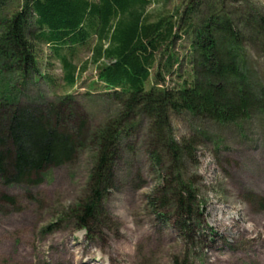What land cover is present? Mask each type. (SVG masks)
<instances>
[{
    "label": "trees",
    "instance_id": "obj_1",
    "mask_svg": "<svg viewBox=\"0 0 264 264\" xmlns=\"http://www.w3.org/2000/svg\"><path fill=\"white\" fill-rule=\"evenodd\" d=\"M152 3L0 0V86L8 76L24 81L40 76V45L54 48L70 87L80 69L62 54L65 48L95 38V63L108 62L98 67L96 84L118 103L119 110L96 127L79 114L77 122L70 124L72 129L67 128L70 113L81 112L71 96L22 104L10 83L0 89L3 187H38L46 170L67 165L80 151L90 149L94 157L89 186L84 200L71 211L77 230L88 235L101 227L97 218L103 213L102 202L118 185L117 165L124 140L132 136L141 117L149 122L147 132L152 139L147 146L152 164L172 163L170 171L159 170L161 184L155 197H150V206L161 214L169 209L166 194H171L180 221L175 225L186 235L192 232L190 223L196 209L194 186L181 184L174 175H179L182 157L196 163L199 142L194 137L182 141L173 137L172 114L225 125L264 113V84L254 87L247 62L251 49L264 56V10L250 0H187L183 9L153 20L148 13ZM181 42L188 46L190 79L182 74ZM152 73L153 86L147 89ZM166 79H178L181 84L166 88ZM226 95L231 101L226 102ZM15 204L14 197L0 191V212Z\"/></svg>",
    "mask_w": 264,
    "mask_h": 264
},
{
    "label": "rangeland",
    "instance_id": "obj_2",
    "mask_svg": "<svg viewBox=\"0 0 264 264\" xmlns=\"http://www.w3.org/2000/svg\"><path fill=\"white\" fill-rule=\"evenodd\" d=\"M186 1L153 0L148 13L156 20L161 14L183 9ZM250 1L264 10V0ZM97 45L94 38L63 50L80 69L73 87L64 81L54 48L40 45V76L27 81L8 76L0 89L10 83L22 104L71 96L81 112L70 113L67 128L72 129L70 124L77 122L79 114L88 118L89 125L99 126L113 118L119 106L96 84L98 67L108 63H95ZM180 45L182 74L190 79L188 46ZM247 60L255 78L253 86L264 84V56L251 49ZM153 73L147 89L153 86ZM166 81V88L181 84L178 79ZM225 100L231 101V96ZM147 123L141 117L132 136L124 140L117 165L118 185L102 202L103 213L97 218L101 227L95 228L96 233L77 230L71 216L89 186L94 157L90 149L80 151L67 165L46 170L38 187L8 188L0 182V191L16 200L15 206L0 212V264H264V113L225 125L172 114L173 137L178 141L194 137L199 142L196 163L182 157L179 175H174L181 184L194 186L196 209L192 232L186 235L175 225L180 221L171 194H166L168 210L159 214L150 206V197H155L161 184L159 170L170 171L172 163L152 164Z\"/></svg>",
    "mask_w": 264,
    "mask_h": 264
}]
</instances>
